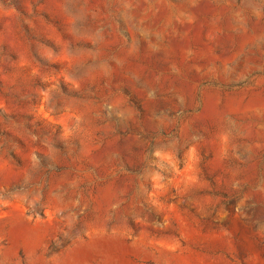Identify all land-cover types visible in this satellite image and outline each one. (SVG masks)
<instances>
[{
	"label": "rangeland",
	"instance_id": "1",
	"mask_svg": "<svg viewBox=\"0 0 264 264\" xmlns=\"http://www.w3.org/2000/svg\"><path fill=\"white\" fill-rule=\"evenodd\" d=\"M0 264H264V0H0Z\"/></svg>",
	"mask_w": 264,
	"mask_h": 264
}]
</instances>
